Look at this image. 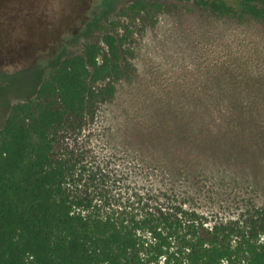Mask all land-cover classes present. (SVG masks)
<instances>
[{"label": "rangeland", "instance_id": "obj_1", "mask_svg": "<svg viewBox=\"0 0 264 264\" xmlns=\"http://www.w3.org/2000/svg\"><path fill=\"white\" fill-rule=\"evenodd\" d=\"M133 1H0V129L63 57L108 27L127 38L131 75L69 141L78 173L82 151L90 172L108 176L101 187L119 204L155 189L210 218L264 208V139L246 144L247 159L238 138L248 127H225L222 112L230 103L259 105L235 118L254 115L264 125V22L177 0H155L160 10L123 17ZM207 104H221L216 119ZM70 187L79 192V177Z\"/></svg>", "mask_w": 264, "mask_h": 264}, {"label": "trees", "instance_id": "obj_2", "mask_svg": "<svg viewBox=\"0 0 264 264\" xmlns=\"http://www.w3.org/2000/svg\"><path fill=\"white\" fill-rule=\"evenodd\" d=\"M177 1L223 18L264 22V0ZM161 8L155 0H134L120 13ZM99 35L63 57L33 97L12 106L0 129V264H264V208L210 218L155 189L119 204L101 187L108 176L90 172L82 151L78 173L69 141L132 70L126 36L108 27ZM204 107L214 120L222 106ZM259 107L223 105L225 127H248L238 138L247 159L246 144L264 139V125L254 115L235 117ZM78 177L79 192L70 187Z\"/></svg>", "mask_w": 264, "mask_h": 264}]
</instances>
